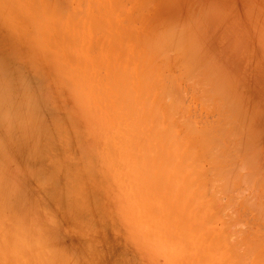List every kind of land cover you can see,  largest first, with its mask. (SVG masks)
<instances>
[{"label":"rangeland","instance_id":"1","mask_svg":"<svg viewBox=\"0 0 264 264\" xmlns=\"http://www.w3.org/2000/svg\"><path fill=\"white\" fill-rule=\"evenodd\" d=\"M25 1H31L35 11L53 2ZM56 1L60 9L54 10L65 24L62 32L68 34L72 28L69 20L79 22L83 7L75 9V17L69 10L75 8L74 3L64 1L62 9ZM102 1L115 11L119 23L129 20L138 36L156 31L161 35L154 68L165 71L166 77L180 79L176 86L192 124L205 129L214 125L217 132L218 125L225 128L221 132H228L222 133L226 137L221 141L227 142L222 146L229 153L224 151L227 158L221 159L226 167L234 165L231 169L236 172L243 169L239 173L247 181L231 191L210 194L214 179L209 183L213 176L207 174L202 195L206 221L217 230L221 249L232 250L230 263L264 264V0ZM97 8L99 3L95 12L88 13L92 23L102 18ZM110 23L107 30L114 26ZM41 24L37 19L36 25ZM16 28L0 18V189L4 193L0 191V264H178L173 258L177 242L168 233L157 236L152 215L143 207L145 202L134 188L127 189L115 180V173L108 169L113 167V125L104 120L96 99L93 78L99 71L82 76L78 67L63 69L64 62L76 65L66 45L71 58L60 67L54 64L56 73L42 59L55 58L33 39L36 33L26 37ZM165 32L173 47L166 52ZM111 43L112 50L129 57L124 42ZM44 47H48L47 41ZM54 47L60 50L58 45ZM107 62H112L111 56ZM124 66L127 74L132 72L131 65ZM191 69L201 75L191 74ZM204 73L210 75L204 77L210 84L204 82ZM200 78L203 87L198 85ZM97 79L107 81V74L103 72ZM165 87L169 88L168 83ZM211 89L216 91L212 100ZM203 92H209L206 96L211 101L206 99L211 104L199 100ZM167 97L164 103L169 105ZM156 134L152 137L155 143L161 135ZM204 162L209 159L204 157ZM249 179L255 184L252 191L251 183L249 188L244 184ZM208 197L211 204L205 203ZM211 205L216 210L208 208Z\"/></svg>","mask_w":264,"mask_h":264},{"label":"bare ground","instance_id":"2","mask_svg":"<svg viewBox=\"0 0 264 264\" xmlns=\"http://www.w3.org/2000/svg\"><path fill=\"white\" fill-rule=\"evenodd\" d=\"M59 1L62 9L66 7L63 6L65 5L64 1L71 5L74 3L75 8L69 9L73 12L78 7H83L84 13L79 22L76 23L72 19L69 20V25L72 28L68 34L62 32L65 24L60 20L58 12L54 10L55 8L60 9V4L56 0H53L54 4L53 2L50 6L46 4L44 8H38L36 11L35 9L32 10L31 1L0 0V18L10 28L17 30L16 27H18L20 30L22 29L26 37H31L36 33L33 39L40 42L41 48H44L47 53L50 52L55 58L49 62L45 58L42 59L50 66L52 65L56 73L58 70L54 64L60 67L66 58H71V55H73L76 65L73 66L68 62H64L61 65L63 69L70 67L76 69L78 67L83 73L82 76L91 74L96 70L99 71L93 78L96 82V99L102 108L101 113L104 120L113 125L110 136V144L113 150L110 152L111 154L114 153V157L112 156L114 168L108 169L111 173H115V180L122 183L127 189L134 188V192L139 194L141 200L145 202L143 207H146L149 214L152 215L157 236L163 237L164 234L167 235L168 233L171 235L172 241L177 242L175 246L177 251L173 252V258L180 261H178V264H196L198 259H201L199 264H232L230 263L231 258H233L232 250L229 248L227 251L221 249L222 240L217 230L210 223H207L206 220L209 219L206 218L205 207L202 205L204 186L208 184L207 182V184L205 183L207 174L213 176L208 182L214 179L211 183L209 182L210 190H212L209 192L210 194H215L219 191H231L234 187L240 185L242 181H247L240 176L242 173L240 174L239 172L243 169H239V171L238 167L236 168L238 172H236L231 169L234 165L231 168L229 167L232 162L230 163L231 165L226 167L225 162L222 161L223 158H227L224 151L225 153L228 152L225 146H222L225 140L223 141L224 143L221 141L226 137H222V133L225 130L220 131L224 127L219 129L218 125H215L218 128V132H221L218 134L217 130H215L216 128L213 127L214 125L210 126L209 129L208 127L205 129V127L192 124L191 116H188V112L182 106L181 89L176 86L179 84L180 79L166 77L165 71L154 68L153 60L158 56L155 53L162 43L161 35L156 30H153L156 31L154 33L144 32L142 36H138L131 30L129 20L124 18L119 23L116 19L115 11L107 9L102 0H99V2H95V0ZM101 1L102 3H100ZM98 3L99 8H97V11L100 10L102 12V18L99 22L97 20L96 23L95 21L92 23L88 13L95 12L96 4ZM74 15L77 17L78 12H74ZM44 17L45 20L43 19ZM37 19L42 23L41 26L43 28L36 25ZM110 22L114 26L111 25V29L107 30L106 26L110 25ZM167 33L165 32L163 36L169 42L163 47L165 52L166 49L171 51L173 48L170 45L171 39ZM44 41L48 42V47H44ZM109 41L124 42L125 50L129 55L127 57L128 60L120 53H117L116 50H112L111 46L113 43ZM143 41L144 45H142ZM57 45L60 50L55 49L54 46ZM66 45L70 49L71 55H68L64 49ZM138 45L142 46L138 47ZM142 47L143 50H141ZM59 54L61 56L58 58L54 56ZM88 54L91 55L88 56ZM109 56L112 59L111 63L107 62ZM122 59L125 61H122ZM124 65H131L132 72L127 74V69ZM192 70L194 69H191V72L189 71L191 74L195 72V70ZM103 72L107 74V81L97 79V76L100 77ZM198 74L197 76L199 77L201 74ZM204 74H202V78L204 82H207L204 77H210V75ZM193 80L198 81V78L195 77ZM203 80L200 83L198 82L201 87L204 86ZM166 83H168L169 88L165 87ZM207 84H210V82H207ZM86 85L88 88L91 86L90 83ZM81 88L86 89L84 84L81 85ZM215 89H218V87ZM214 92L216 93V91ZM214 92L212 93V89L210 93L207 92L210 94V99ZM207 93L203 92V96L198 98L200 101L202 100L201 102L211 104L210 101L213 98L210 100L206 96ZM216 96L218 97V95ZM166 97L171 100L169 105L164 103ZM213 107L211 105L209 108L212 109ZM220 107L222 109V106ZM110 114H113L115 119L111 120ZM157 132H160L161 135L158 138V142L155 143L152 137L157 135ZM165 141L168 142L166 144L170 148H166V144L163 145ZM1 153L2 151H0ZM204 157L208 158L209 162L205 163ZM8 159L6 161L9 162L11 159ZM24 165L22 163L21 166ZM247 173H249L248 170ZM248 182L244 184L246 186L250 185L253 180L249 179ZM254 186L255 184L249 186L251 191L256 189ZM249 187L247 186L246 188ZM0 191L2 190L0 189ZM1 193L0 197L4 194L1 195ZM214 196H211L210 199L213 200ZM210 199L208 197L205 203L211 204ZM234 199L237 198L235 197ZM208 208L216 210L213 205ZM151 235H155V232ZM188 252H191V255H188ZM196 257L199 258L195 259ZM239 258L238 251L234 259L238 260ZM235 264H240V260L236 261ZM241 264H245L244 261H241Z\"/></svg>","mask_w":264,"mask_h":264}]
</instances>
